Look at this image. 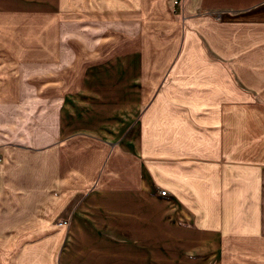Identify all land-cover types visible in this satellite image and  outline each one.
<instances>
[{
	"label": "crops",
	"instance_id": "0c3cea01",
	"mask_svg": "<svg viewBox=\"0 0 264 264\" xmlns=\"http://www.w3.org/2000/svg\"><path fill=\"white\" fill-rule=\"evenodd\" d=\"M175 1L0 0V264H264V0Z\"/></svg>",
	"mask_w": 264,
	"mask_h": 264
},
{
	"label": "rangeland",
	"instance_id": "374dc122",
	"mask_svg": "<svg viewBox=\"0 0 264 264\" xmlns=\"http://www.w3.org/2000/svg\"><path fill=\"white\" fill-rule=\"evenodd\" d=\"M173 7L176 13L178 5L174 4ZM254 28L257 29L259 35V53H234L231 57L227 58V65L234 66V70L241 72L236 73L240 81L242 80L246 84L253 82V84H256L262 89L264 88V25H259ZM246 32L250 33V28L242 30V33ZM254 32V29H252V33Z\"/></svg>",
	"mask_w": 264,
	"mask_h": 264
},
{
	"label": "built area",
	"instance_id": "2783aa9c",
	"mask_svg": "<svg viewBox=\"0 0 264 264\" xmlns=\"http://www.w3.org/2000/svg\"><path fill=\"white\" fill-rule=\"evenodd\" d=\"M177 2H178V0H176V1H175V3H177ZM0 157H1V156H0ZM161 193H162V194H166V190L162 189ZM61 223H62V222H61ZM63 223H65V224H66V223H67V221H63Z\"/></svg>",
	"mask_w": 264,
	"mask_h": 264
}]
</instances>
